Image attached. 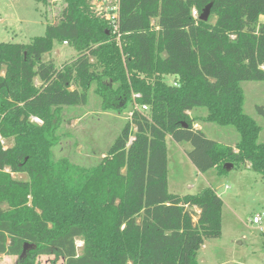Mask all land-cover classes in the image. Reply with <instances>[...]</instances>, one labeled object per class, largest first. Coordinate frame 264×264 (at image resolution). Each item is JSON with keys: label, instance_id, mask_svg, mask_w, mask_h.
<instances>
[{"label": "trees", "instance_id": "1", "mask_svg": "<svg viewBox=\"0 0 264 264\" xmlns=\"http://www.w3.org/2000/svg\"><path fill=\"white\" fill-rule=\"evenodd\" d=\"M91 2L64 0L42 35L0 42V137L11 142L0 140V254L22 264L36 255L64 264H198L204 241L221 235L223 201L211 186L168 191L166 137L190 144L186 156L199 172L249 163L264 180L260 126L243 111L239 87L264 80V0H118L109 19L96 17ZM55 42L76 52L59 67L44 60ZM91 87L104 109L140 97L95 165L56 160L59 128L71 120L63 115L86 103ZM254 109L264 118L263 105ZM199 121L238 137L220 143Z\"/></svg>", "mask_w": 264, "mask_h": 264}, {"label": "rangeland", "instance_id": "2", "mask_svg": "<svg viewBox=\"0 0 264 264\" xmlns=\"http://www.w3.org/2000/svg\"><path fill=\"white\" fill-rule=\"evenodd\" d=\"M117 3L118 0H92V13L99 19L112 18L116 14ZM64 4V0H47L45 4L34 0H0V42L29 43L33 37L44 33L47 22L56 21ZM75 55L76 52L69 45L55 42L52 50L44 55V60L52 59L59 67ZM96 69L97 66H94L93 70ZM161 77L167 84L175 81L173 75ZM143 79L150 80L148 76H143ZM239 87L242 109L260 126L258 141L264 143V118L254 109L255 105L264 106V80L241 81ZM88 92L86 103L75 106V109L63 115L71 120L67 122L64 119L59 128V140L52 148L56 160L65 158L84 167L95 165L119 134L130 107L136 106V98L140 97L139 93L132 92L128 107L118 111L102 108L93 87ZM32 120L41 124L40 120ZM195 126L203 127L211 138L220 143L233 144L238 137L232 127L200 121ZM0 140L5 147L11 144L1 137ZM166 147L170 193L194 194L205 186H211L223 201L221 235L204 241L198 251V264H264V231L249 221L253 215L264 213V180L260 175L250 169L249 163L235 165L223 173H218L216 168L199 172L186 156V151L191 148L188 142H175L167 136ZM12 176L19 180L28 179L27 174L22 172L12 173ZM76 246L80 254L83 241L77 239ZM31 247L26 246L24 258ZM20 258L0 254V264H22ZM31 262L64 264L61 258L53 255H36Z\"/></svg>", "mask_w": 264, "mask_h": 264}, {"label": "built area", "instance_id": "3", "mask_svg": "<svg viewBox=\"0 0 264 264\" xmlns=\"http://www.w3.org/2000/svg\"><path fill=\"white\" fill-rule=\"evenodd\" d=\"M192 15L194 17H196L197 16V12L195 10H192ZM64 44H66V42H64ZM143 108L145 109V106H143ZM33 119L36 120L37 118H33ZM249 221L251 223L257 225V228L260 231H264V213L253 215V217L251 219H249Z\"/></svg>", "mask_w": 264, "mask_h": 264}, {"label": "water", "instance_id": "4", "mask_svg": "<svg viewBox=\"0 0 264 264\" xmlns=\"http://www.w3.org/2000/svg\"><path fill=\"white\" fill-rule=\"evenodd\" d=\"M211 6H212V3H208L203 9H202V12L200 13L199 15V19L201 21H207L208 20V17L210 15V11H211ZM225 169H231L233 167V165L231 163H226L224 165ZM26 246H24V250L26 249Z\"/></svg>", "mask_w": 264, "mask_h": 264}, {"label": "crops", "instance_id": "5", "mask_svg": "<svg viewBox=\"0 0 264 264\" xmlns=\"http://www.w3.org/2000/svg\"><path fill=\"white\" fill-rule=\"evenodd\" d=\"M196 128H200V127H197V126H195Z\"/></svg>", "mask_w": 264, "mask_h": 264}]
</instances>
